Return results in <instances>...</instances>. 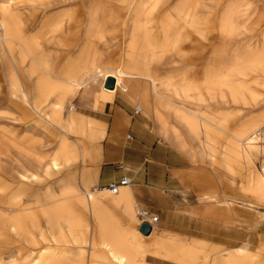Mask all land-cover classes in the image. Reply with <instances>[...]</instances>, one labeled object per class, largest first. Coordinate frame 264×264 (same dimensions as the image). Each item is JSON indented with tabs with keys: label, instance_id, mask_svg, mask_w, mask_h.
Returning a JSON list of instances; mask_svg holds the SVG:
<instances>
[{
	"label": "bare ground",
	"instance_id": "1",
	"mask_svg": "<svg viewBox=\"0 0 264 264\" xmlns=\"http://www.w3.org/2000/svg\"><path fill=\"white\" fill-rule=\"evenodd\" d=\"M27 4L33 11L41 14L50 8L74 6L66 23L68 27L73 26L77 40L83 38L81 47H75L73 50V46L70 48L67 46L69 48L67 52L64 50V55L74 52L77 56L71 64L67 65V68L60 69V73L56 70H48L47 66L42 67L35 61V65L30 67L27 74L21 73L14 52L19 48L23 53L32 57L29 44L24 31L19 27L16 15L10 10L0 12V35L2 37L0 53L5 54V63L8 64L7 60H9L13 65L6 70V85L18 99L17 109L23 115L24 121L32 122L33 128L39 126L50 133H53L52 126L59 127L63 138L57 151L60 157L57 158L63 159L65 165L80 161L78 147L75 143V146L68 145L66 136L74 137L80 144L81 140L97 141L100 133L94 132L90 122L75 114L73 108H69L66 115L61 117L64 113L61 99L69 97L78 99L84 104L90 102L93 99L92 91L96 87L95 82L98 78L102 79L99 90L103 94L112 96L116 90L120 89L123 93L129 92L132 98H138L140 100L138 108L150 114L156 131L182 150L190 146L183 137V130L191 137L192 142L198 143L200 149L202 148L201 150L207 154H213L215 151L214 139L226 136L223 153L236 152L239 153L238 158L241 155L246 158L242 151L243 145L250 146L253 141L259 139L261 131L264 133V113L249 118L242 117L239 124L232 125L236 116L228 110L214 114L210 109L211 103L216 100H220L223 105L231 103L244 107H255L257 102L249 93V81L251 84L264 86V46L249 60L232 66H228L225 58L227 51H232L233 48L225 46L224 42L236 40L240 36V30L236 24L238 16L241 14L245 21L248 20L247 27L256 25L253 18L251 20L247 18L249 17L246 13L248 4H228L222 11L218 32L223 48L221 56L217 55L215 63L223 71L218 77L212 79L216 92L206 90V93L197 95L189 94L188 91L173 86V82L169 79L163 80L159 78V75L147 72L148 70H144L132 58L125 62L123 70H114L103 64L96 43L101 39L103 28L106 26L127 20L135 22L138 15H141L143 21L150 25L153 24L157 31L155 33L149 31L138 39V42H141V44L137 43L138 52L162 50L170 45L175 46L184 37V32L177 29L181 21L187 23L193 31L192 25L196 24L195 12L202 4V0H27ZM84 25H87L89 29L81 30ZM141 32L142 29H138L135 33L140 34ZM260 37L264 44V25ZM91 38L95 40L93 45H90ZM73 70L78 75L73 74ZM112 72L116 74H111ZM250 75L255 77L247 79ZM32 76L37 77L33 86L29 82ZM109 78L114 80V89H107L104 86ZM128 78L143 81V86H139L138 81L129 85L126 82ZM50 97L57 101L54 104L58 109L55 123L46 116ZM191 106L200 107L203 112L197 114ZM8 136L11 140H2V147L14 149L19 155L36 160L37 152L33 141L24 138L21 140L11 134ZM193 152L194 155L197 153L195 149ZM50 167L51 170H57L55 159ZM0 170L6 174L7 168L0 166ZM9 178L11 181H17L14 185L18 192L23 194L26 177L21 174H10ZM263 182L264 179L255 174L254 183L263 184ZM72 190L61 189L59 196L50 190L44 193L38 190L27 191L34 199L35 208L38 210L34 219L29 220L30 229L37 233L36 236L24 227L25 220L18 210L20 200L10 199L5 197V194H0V246L3 247V253L7 250L9 256L17 259L15 254L17 251L13 253L12 250H17L19 242H25L32 247L49 242L57 246L56 250L51 252L50 259L45 258V252H40V258L33 259L30 264H54L56 259L63 261L72 255L77 256L79 264H82L85 253L83 248L87 245L90 250L98 248L105 250L112 259L118 260L121 264H135L137 260H146L147 256L166 259L177 264H263L259 262L260 252L237 249L227 250L225 253H208L205 256V252L193 243L182 245L160 234L152 242L154 250L146 253L143 248L145 242L138 234V211H135L132 196L128 191L122 189L121 193L117 194L118 196L111 195L109 192L107 194L108 197H110L109 194L116 196L112 198L111 205L127 217L124 226L116 220L110 221L104 214L102 206L90 192L84 190V196H82L78 191ZM84 213L89 215L94 224V237H90L91 234L86 237L89 223L83 219L85 218ZM69 245L75 246V253L64 249ZM185 246L187 250L183 253L182 249ZM31 252L34 253L35 250ZM0 264H3L1 254Z\"/></svg>",
	"mask_w": 264,
	"mask_h": 264
},
{
	"label": "rangeland",
	"instance_id": "2",
	"mask_svg": "<svg viewBox=\"0 0 264 264\" xmlns=\"http://www.w3.org/2000/svg\"><path fill=\"white\" fill-rule=\"evenodd\" d=\"M232 3L248 4L246 13L248 14L249 17L247 18L249 20L253 18V22H255L256 25L252 27H247L248 20L245 21L244 18H242L243 15L241 14L238 16V18L236 19V24L240 30V36L236 40H231V41L229 40L224 42L225 46L233 48L232 51H227V53L225 54V58L228 62V66H232L238 62L241 63L242 61L249 60L253 54L258 52L259 49L262 46H264L260 37L261 29L263 28L264 25V0H202V4L198 7V9L195 12L194 20L196 24L192 25L193 31H191V27L183 21H181L179 27L177 28L181 32H184V37H182L181 40L191 39V38H194V40H198L196 67L191 64V60L189 59L187 52L179 48L180 42L175 46L170 45L162 50L156 49L152 51L138 52L136 50L137 43L141 44L140 41L138 42V39H140L141 36H144L149 31L154 33L157 31L156 27L153 24L150 25L147 24L146 21L144 22L141 15H138V19L135 22L132 20H127L125 22L108 25L106 26V28H103L101 39L99 40L98 43H96L97 48L99 49L102 57V62L103 64H106L107 66L113 68L116 71H121L125 67V62L128 61L130 58H132V60L135 63L139 64L144 70L146 71L148 70L147 72L155 73L159 75V78H163V80L164 79L171 80V82H173L174 84L173 86H176L177 88H182L188 91L189 94L192 95H197L200 93L204 94L207 92L206 90L216 92L217 90L215 84L212 83V79L218 77L219 74L223 71V69H221L219 65H217L214 62V64L208 66L205 75H204V70H205V65L208 63L209 58L211 56L212 47L215 46L216 44H217L216 45L217 48L215 52L217 53V55L219 54L218 55L219 57L221 56L223 42L219 37V32H218V27L220 26V17L222 15V11L224 10V8L228 4H232ZM6 10H10L16 15L17 17L16 19H18L17 21L19 22V27L24 31L26 36V41L28 42L29 48L31 50L32 57L28 54L23 53L22 49L19 48H17L14 52L15 59L18 66L20 67L21 73L27 74L30 67L35 65V62H37L42 67L47 66L48 70H52V71L56 70V72L60 73L61 72L60 69L67 68V65L73 62V59L77 56V53L71 52L69 55H64L63 52L64 50L67 52V50L72 46H73L72 49L73 48L75 49V47L78 46L80 47L82 46L81 41L83 40V38L77 40V36L73 29V26L68 27L66 23V21H68L69 13L72 10H74V6L50 8L46 10L43 14H41L40 12L33 11L28 6L27 0H0V12ZM195 26L196 28H194ZM87 28L89 29L87 25H84V27L81 30L85 31ZM138 29H142V32L140 34L135 33L136 30ZM91 30L93 31V29ZM89 41H90V45H93L92 43L95 42L94 38H91ZM0 44H2L1 35H0ZM67 46L69 48H67ZM4 57L5 54L0 53V166L7 168V170H6V174H4L3 171L0 170V191H1L0 194H5V197L10 199L13 198L20 200V205L18 207L19 214L22 215L25 220L24 227L28 230H31L29 220L32 221V219H34L33 217L36 216L38 210L35 208L36 205L34 199L30 197L27 191L38 190L39 192L44 193L45 191L50 190L56 196H59L61 189H59V193H55V191H53L50 184H52L54 180H56L58 177L60 178L61 176L66 175L68 173H73V172L75 173L80 166L77 165L79 164V162H75L72 163V165L70 164L69 168L63 170L64 168V166H62L64 164L63 159L57 158L60 156L57 155L55 151L56 140L58 139V143H57V151H58V147L62 142V138H63V135L59 137L61 131L59 130L58 126H52L51 130L53 133H50L47 132L46 130H43L39 126L37 127L35 126L36 128H33L32 122L24 121L25 119L23 115L19 113V110L17 109L18 99L15 98L14 93L6 85V81H5L6 70L10 66L13 67V65L9 60H7L8 64L5 63L6 61H4ZM75 72L76 71L74 70L72 71L73 74ZM111 74H116V72L115 73L112 72ZM195 77H197L199 84L197 83ZM252 77L255 76L250 75L248 76L247 79ZM237 79L239 78L237 77ZM36 80L37 77L35 78V76H32L29 82L32 85ZM101 80H102L101 78H98L97 81L95 82L96 88H99ZM137 81L138 84H140L139 86H143V81H139L131 78L126 79V82L129 85H132L134 82L137 83ZM249 83H250V85L248 84L249 93L250 95H253V97L256 99L257 102V105L255 107L243 106L244 109L242 110L241 113L240 111L237 112L238 109H242L240 105H234L231 103L229 104L227 103L223 105L222 102H220V100H216L213 103H211L210 109L212 113L216 114L221 111L223 112V110L225 111L228 110L231 114L236 116L234 118V121L232 122V125L239 124L240 119L242 117L249 118V117L262 115L264 113V86L262 87L259 85L251 84L250 81ZM116 92L117 94L125 95L134 107L136 106L139 107L140 100L138 98H132L131 96H129V92L123 93L121 92L120 89L116 90ZM61 100L64 106V113L61 114V117L66 115L69 108H73L74 112L92 117L94 119L102 118V115L97 113L98 111L107 110V108L94 110L90 105L81 104V102L78 99H72L69 97L62 98ZM48 102H50V105L49 106L47 105L48 110L46 116L48 117V119H50L55 123V118L58 113L57 112L58 109L55 108L54 104L57 101H55L53 97H50ZM191 109L194 110V112L196 110L197 114L198 113L201 114L203 112V110H201L202 108L200 107L191 106ZM260 110L261 112L257 114L256 112ZM140 115L144 116L147 119L149 127L152 129L153 132L157 134L155 130L154 121L150 117V114H146L144 111L141 110ZM170 121H172V117H170ZM8 134L15 135L18 139L21 140L24 138L33 141L35 150L37 152V156L35 158L36 160H32L31 157L25 155L24 156L19 155V153H17L14 149L11 148L7 149L5 147H2L1 146L2 140H7V141L11 140ZM182 134L185 140L190 144V146H187L185 150L177 148L171 142V140L166 139L167 140L166 141L159 134L157 135L170 146L174 145L176 149L187 154L188 157H190V159L192 160L194 157V152H193L194 146L197 145V147L199 148L200 146L198 145V143L196 144L192 142L193 140L191 139V137H189V135L185 131L182 130ZM262 136L263 133L261 131V136L259 137V140L255 141L257 142V144H255L254 147L245 145V147L248 150L253 148L252 149L253 151L250 154L252 161H257L259 155H262L264 158V139L262 138ZM226 140H227L226 136L214 139L216 157L220 155L221 149L223 151ZM66 142L70 146H75L74 143L70 141H66ZM242 151L246 156L244 150ZM231 154L237 156L239 153L232 152ZM54 159H55V163L57 164V170H51L50 167ZM190 162L193 165L201 164L202 167L201 171L198 170L194 171V173L196 174V178L194 179L193 183H195L197 180L199 183L200 178L202 179V177L203 178L206 177V179L204 180L205 181L204 185L206 186V190L204 192H201L199 198L200 201L205 203V201L201 200V196L204 193L211 192V191L208 192L209 182H211V185L213 186L212 189L218 191L220 195L225 196V168L222 166L221 163H219L218 159H215L213 165H211L209 160L207 159L204 161H197V162L190 161ZM85 165L89 166V163L86 162ZM263 166H264V159L261 168ZM250 167L256 170V168L252 163H250ZM60 170H62L61 173H59ZM256 171H260V170H256ZM209 172H211L213 176ZM9 173L11 175L21 174L26 177V179L24 180L25 192H23V194L18 192L16 186L14 185L17 183V181L16 180L11 181V179L9 178L10 175ZM229 173L232 174L234 177L237 175L235 171H229ZM209 174L211 175V177H215L212 178L211 181L208 179V177L210 176ZM193 183H190V185L185 186L186 192L191 191L193 189ZM233 186H235L234 183ZM95 189L97 188L95 187ZM72 191H77V189L75 188ZM243 193L245 192L243 191ZM245 194L249 195L250 197H254L250 193H245ZM191 201L193 200L191 199ZM214 207L215 204L212 207H210V204H206V211H210L214 209ZM233 208H235V205L233 206ZM135 211H137L136 205H135ZM251 211L252 212H250V217L252 218L253 221H255L257 225V222L255 220L256 218L253 216L254 213L253 211H258V210L252 209ZM83 217H85L83 219L86 220L87 223H89V229L87 231L88 233H86L87 234L86 237H89L90 234H91L90 237H94L95 235L93 231L94 224L92 220L90 219L87 213H84ZM154 231H156L155 228H153L148 235L142 234L143 235L142 237L147 243V245L146 243H143V248L144 250H147V253L154 250V246L152 242L156 238L158 233L166 234V236L169 237L168 239H176L182 241L183 243H188V244L192 242V240H201V239L182 237L166 231H158V230L156 232ZM249 231L254 232L256 234L249 236L250 250L247 249L246 247H241V248H246L251 252H260L259 259L264 261V240H262L256 229H251L250 227ZM30 232L32 233L33 236L37 235V233L34 232L33 230H31ZM211 244L217 245L219 247L220 250L219 253H225V250L232 249L215 243H211ZM17 245H18V247H16L17 250H12L13 253L17 251L15 253L17 259L9 256L7 250H5L6 252L3 253L2 251L3 247L0 246V254L3 257V264H12V263L30 264V262L33 259L40 258V252H45L46 253L45 258L50 259L51 252L53 250H56L57 247L53 243H49V242L40 243L39 246L36 247L28 246L29 244H26L25 242H19ZM64 249H66V251L71 250L72 253L76 252V248L73 245L65 246ZM83 249L85 250L84 251L85 253L82 259V264H94V263L111 264L110 260L108 261L102 260L101 262H99L96 261L94 257H92V256H96L98 252L101 251L104 252L105 250L100 248L90 250V247L88 245L84 246ZM33 250H35L34 253L31 252ZM185 250H187L186 246L185 248L183 247L182 249L183 253L185 252ZM204 252L202 253L203 255ZM206 254L208 253L205 252V256H207ZM203 255H200V257L204 258ZM158 256L160 257V253H158ZM146 261L150 264H177L175 262L166 259L156 258L151 256H147ZM78 263H79V259L75 255H72L68 259L63 261L62 259L60 260L56 259V261L54 262V264H78Z\"/></svg>",
	"mask_w": 264,
	"mask_h": 264
},
{
	"label": "crops",
	"instance_id": "3",
	"mask_svg": "<svg viewBox=\"0 0 264 264\" xmlns=\"http://www.w3.org/2000/svg\"><path fill=\"white\" fill-rule=\"evenodd\" d=\"M197 42L198 40L191 38L180 40L179 44V48L187 52L191 64L195 67L198 53ZM216 45L212 47L211 56L205 65L204 75L208 66L214 64L217 58ZM195 79L199 84L197 77ZM92 94L93 99L90 102L81 104L90 105L94 110L107 108L106 111L97 112L102 115V118L94 119L77 112L75 114L90 122L91 129L100 133V137L97 141L81 140L79 144V141L74 137L66 136V139L75 143L79 149L80 161L77 165L80 167L75 173L58 177L50 184L55 193H59V189L72 190L76 188L78 193L84 196V190L88 191L102 206L104 214L110 221L116 220L117 223L125 226L127 217L111 205L112 198L118 196L124 189L131 194L137 211L148 210L158 216L157 227H154L156 231H166L182 237L204 240H192L190 243L207 253L217 254L220 252L219 247L211 243L232 248L227 250H250L249 236L256 235L249 231L250 227L256 229L264 240V182L263 184L254 183L255 174L264 179V166L261 168L264 159L262 155H259L257 161H252L250 154L253 148L248 150L244 145L243 150L246 153V158L243 155L238 158L234 154L223 153L222 149L220 155L216 157V150L213 154H207L196 145L194 149L197 153L191 160L187 154L176 149L174 145L170 143L172 145L170 146L164 142L157 135L159 134L165 139L159 132L156 131L157 134L153 132L144 116L135 115L134 106L125 95L116 92L112 96H107L96 87ZM240 107L242 109H238L237 112L242 113L244 108ZM260 112L261 110L256 113ZM61 135L60 133L59 137ZM262 138L264 139V133ZM255 141L250 147L257 144ZM57 143L58 139L55 143V151L57 155H60L57 153ZM206 159L211 165L215 159H218L225 168V196L212 189L213 186L209 182L208 192H211L201 196L204 203L199 198L201 192L206 190L204 185L206 177L200 178L199 183L198 180L193 183L196 178L194 171H201L202 167L201 164L193 165L190 161L197 162ZM86 162L89 163V166L85 165ZM250 163L260 171L251 168ZM62 166H64L63 170L70 167L65 164ZM229 171H235L237 175L234 177ZM209 173L211 174V172ZM211 175L208 177L210 181L215 178ZM122 176L128 177L131 183L122 187L118 195L111 196L109 194L110 197H108L107 186L117 182ZM190 183H193V189L186 192L185 186ZM243 191L254 197H250ZM206 204H210V207L215 204V207L206 211ZM234 205L235 208H233ZM252 209L258 210L253 211L257 225L250 217ZM259 216L260 218H258ZM138 234L146 243L142 233L138 231ZM160 236L169 238L164 233ZM172 241H178L182 245L188 244L176 239H172ZM249 250L247 251L251 252ZM101 252L92 257L99 262L110 260L111 264H121L105 253L106 251L102 252V255ZM145 252L147 253V250ZM259 262L264 264L261 259ZM135 264L150 263L143 259Z\"/></svg>",
	"mask_w": 264,
	"mask_h": 264
},
{
	"label": "built area",
	"instance_id": "4",
	"mask_svg": "<svg viewBox=\"0 0 264 264\" xmlns=\"http://www.w3.org/2000/svg\"><path fill=\"white\" fill-rule=\"evenodd\" d=\"M141 109H139L137 106L134 107V114H140ZM131 183V180L126 177L122 176L118 179L117 182L111 183L107 186V191L111 195H117L122 187L128 186ZM137 217L139 219V225L138 228L142 224H147L150 229L152 230L153 227H157L158 224V216L150 213L148 210H138Z\"/></svg>",
	"mask_w": 264,
	"mask_h": 264
},
{
	"label": "water",
	"instance_id": "5",
	"mask_svg": "<svg viewBox=\"0 0 264 264\" xmlns=\"http://www.w3.org/2000/svg\"><path fill=\"white\" fill-rule=\"evenodd\" d=\"M104 86L107 89H114V80L112 78L107 79L104 83ZM138 230L143 235H148L151 231L150 227L147 224H142Z\"/></svg>",
	"mask_w": 264,
	"mask_h": 264
}]
</instances>
